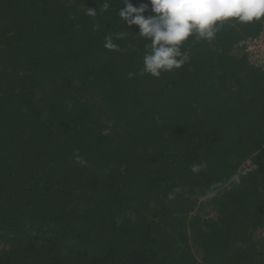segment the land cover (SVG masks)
Masks as SVG:
<instances>
[{
	"label": "trees",
	"instance_id": "16d2710c",
	"mask_svg": "<svg viewBox=\"0 0 264 264\" xmlns=\"http://www.w3.org/2000/svg\"><path fill=\"white\" fill-rule=\"evenodd\" d=\"M105 2L0 0V264H264V67L234 48L264 18L154 77Z\"/></svg>",
	"mask_w": 264,
	"mask_h": 264
},
{
	"label": "clouds",
	"instance_id": "9594fccd",
	"mask_svg": "<svg viewBox=\"0 0 264 264\" xmlns=\"http://www.w3.org/2000/svg\"><path fill=\"white\" fill-rule=\"evenodd\" d=\"M109 8L107 0L100 6L101 11ZM88 14L95 16L96 8L89 7ZM119 16L127 25H137L138 34L150 41L151 50L143 57L141 73L159 77L162 72L180 68L188 60L182 44L190 36L210 42L220 22L230 18L242 23L260 20L264 18V0H148L138 7L131 0H123ZM107 39L106 47H117L111 38ZM78 159L86 164L82 158ZM192 170L198 171L199 166H193Z\"/></svg>",
	"mask_w": 264,
	"mask_h": 264
},
{
	"label": "rangeland",
	"instance_id": "374dc122",
	"mask_svg": "<svg viewBox=\"0 0 264 264\" xmlns=\"http://www.w3.org/2000/svg\"><path fill=\"white\" fill-rule=\"evenodd\" d=\"M262 34H264V31H262ZM236 46L242 49L250 64L254 66L264 67V40L261 38V36H257V41L254 40V37L243 39L239 41L234 46V48H236ZM249 168L250 165L247 162L246 165L243 166L237 173L239 174L246 172ZM238 174H236V176H234L232 179L233 181H235V183H237L238 181ZM228 186H231V182L228 183ZM215 194L216 192H213L210 196H198L197 198L198 205L194 211L200 216L202 222H205L204 224L214 222L218 218L217 205L214 200H210V198Z\"/></svg>",
	"mask_w": 264,
	"mask_h": 264
},
{
	"label": "built area",
	"instance_id": "2783aa9c",
	"mask_svg": "<svg viewBox=\"0 0 264 264\" xmlns=\"http://www.w3.org/2000/svg\"><path fill=\"white\" fill-rule=\"evenodd\" d=\"M261 34H262V33H261ZM258 36H261V38L264 40V34H262V35L259 34ZM259 38H260V37H259ZM254 40L257 41V37H254Z\"/></svg>",
	"mask_w": 264,
	"mask_h": 264
}]
</instances>
